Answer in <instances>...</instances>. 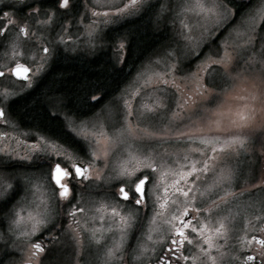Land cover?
<instances>
[{"label":"rangeland","instance_id":"374dc122","mask_svg":"<svg viewBox=\"0 0 264 264\" xmlns=\"http://www.w3.org/2000/svg\"><path fill=\"white\" fill-rule=\"evenodd\" d=\"M121 1L84 0L79 10L74 11V14H77L72 18L68 17V12H64L65 9L57 11L53 25L45 27L32 39L28 55L34 59L22 58L20 61L30 68L27 83L14 81L8 71L14 66L9 59L12 55L9 38L17 36L15 27L9 28L8 38L2 36L0 71H4L5 75L0 77V92L6 90L8 95L0 96V107L4 109V116L0 119V160L5 164L21 163L28 166L30 156L27 155L25 144L20 143V138L27 141L26 143H32L30 149L35 157L33 161L40 165L38 170L49 163L50 155L52 160L67 163L69 167L82 158L89 167L91 180L98 182L119 184L121 178L118 174L124 168L131 170V167H137L143 174L152 172L155 179L150 188L154 190V196L158 199L163 214L175 213L176 205L179 206L178 212L185 207L193 208L197 204L209 206L210 227L207 235L211 236L214 242L210 254L219 260L220 256L216 250L219 249L225 254V261L230 257L233 240L240 234V230L244 233L251 228L249 217L244 216L245 212L263 208L260 203L263 198L259 192L250 196L240 193L254 191L256 189H253L252 185L260 184L259 164L254 163L260 156L259 144L251 143V137H248L246 151H232L225 147V141L231 138L230 134L235 135L239 130L224 126L214 127L211 131L197 130L187 119L186 112H181L183 122L170 118L173 110L180 111L176 105L183 103L186 97L192 96L193 99L199 100L202 97L197 93L202 92L206 96L209 91H213L210 85L218 67L213 63L219 58L218 51L220 55L237 59L242 65L253 56L259 59L257 53L260 44L254 37L260 36L259 28L264 24V7L260 6V0L249 3L241 17H237L238 21H235L231 8L212 7L213 3L223 4L221 0H162L160 11L154 19L161 21L171 31L175 38L171 46L141 65L119 93L90 118L72 120L63 116L72 135L83 143L84 157L47 137L22 131L9 123L10 118L6 111L8 102L27 91L44 74L50 54L58 51L71 52L73 49L95 54L103 44L107 25L114 26L140 13L137 7L133 6L117 14L116 8H123ZM27 2L32 3V0ZM198 3L203 4V7H197ZM94 12L96 15H93ZM106 20L109 22L105 23ZM20 23L22 24L23 20ZM253 26L255 31H252ZM261 36H264V30ZM121 44L124 46L122 42H118L113 48L120 58L124 50V47H119ZM43 47L49 48L48 54H43ZM253 47L256 53L252 51ZM38 64L41 65L39 71L36 67ZM201 84L203 88H200ZM157 104L165 107L157 108ZM148 108H153L154 112H148ZM196 119V116L192 117V120ZM129 126L134 129L132 134L128 132ZM166 127L170 130L164 135ZM145 128L156 131L159 135L146 139L140 131ZM180 133L184 135H179ZM41 138L44 140L43 144L40 143ZM202 138L218 139L203 144L200 142ZM213 147L218 149L216 153H213ZM205 161L209 165L207 172L202 170ZM145 164H151L152 167H145ZM193 167L195 172L185 179L180 178L181 172L188 173ZM228 170L239 173L231 187L226 183L209 187L214 185V182L219 183L218 177ZM21 171L17 172V181L23 192L15 221L19 220L20 234L26 236L33 230L29 216L38 218L47 209L48 185L45 184L43 173ZM15 176L16 173L0 175V185H7ZM98 182L85 185V190H95ZM177 188L188 191L189 195H181ZM225 191L235 193V196L226 197L227 203H222L217 196H223ZM83 195L81 194V197H84ZM89 200L90 198L86 197L85 203L91 205ZM213 201L219 205L218 208L213 205ZM161 203L164 207L160 206ZM221 206L224 207L223 211H216ZM98 208L101 209L97 213L99 216L103 217L105 214L113 219L117 217L116 228L125 229L126 213L130 211L124 210V214H121L108 205ZM93 209L95 210V207ZM98 215L95 216L99 217ZM220 222L224 224L221 229L224 236L217 237L212 229L218 227ZM18 224L15 223V227ZM120 244L118 239L117 245ZM201 264H208L207 256Z\"/></svg>","mask_w":264,"mask_h":264},{"label":"snow or ice","instance_id":"6c2138e0","mask_svg":"<svg viewBox=\"0 0 264 264\" xmlns=\"http://www.w3.org/2000/svg\"><path fill=\"white\" fill-rule=\"evenodd\" d=\"M137 0H131V3L136 4ZM69 6V0H53V8L51 10H43V5L41 0H32V3H28L27 0H0V36L5 38L10 27H15L17 36L9 38V48L12 51L11 57L14 66L10 67L8 71L12 76L27 79L30 68L26 67L24 63H21L22 58L34 59L33 56L28 55V51L31 48L32 39L38 33L41 32L45 27H50L56 20V13L59 10L67 9ZM260 6L264 7V0H260ZM129 5L125 4L124 8H116V13L120 14L124 12L125 8ZM197 7H203V4H197ZM213 8H225L226 5L213 3ZM8 9H12L9 11ZM20 14H23L22 16ZM93 15H96L94 12ZM107 15V14H105ZM23 20L21 24L20 21ZM109 21H105L107 23ZM264 28V24H261ZM253 26L252 31H255ZM23 38V39H21ZM258 39L260 44V50L257 53L259 59L253 56L245 64H240L239 61L231 56L220 55L219 51L217 55L219 56L213 63L218 67L215 69L214 76L210 87L213 91H209L205 96L202 92L197 93V95L202 98L197 100L193 99L192 96L186 97L183 103H178L176 108L180 111L173 110L171 120H180L183 122L184 117L181 116V112H186L187 119L193 124L197 130L211 131L214 127L220 128L224 126L228 129L239 130L235 135H231V138L225 141V147L232 151H246L248 148L249 140L251 137V143L259 144L260 156L254 162L259 164L260 173V184L252 185L253 189H264V36L254 37ZM121 49L124 47L122 44L119 46ZM252 51L256 53V49L253 47ZM43 52L45 54L49 53V48L44 47ZM37 71L40 70L41 65H37ZM5 72L0 71V77L4 76ZM203 88V85H200ZM8 93L5 90L0 92V96H7ZM93 100L97 97L93 96ZM177 99H179L177 97ZM243 102L239 104L238 102ZM191 102V103H189ZM157 108L165 107V105L157 104ZM148 112H154L153 108H148ZM243 113V114H242ZM131 115V113H129ZM4 113L0 111V117H3ZM196 116V120H192V117ZM170 129L166 127L164 135ZM143 133V137L146 139H152L157 137L159 134L156 131H149L147 128L140 130ZM128 132L132 134L134 129L129 126ZM179 135H184L180 133ZM240 137H245L241 139ZM212 139H201V143L209 144L212 143ZM40 143L43 144L44 140L41 138ZM237 144L239 148L237 149ZM50 146V145H49ZM46 151V149H45ZM213 153L218 151L217 148H212ZM59 156L60 153H57ZM67 159V158H66ZM147 159V158H146ZM211 157H209V160ZM139 163V161H138ZM145 167H152L151 164H145ZM209 168L208 162L205 161L203 165V171L207 172ZM88 168L84 167L83 164L77 165L73 163L71 167L67 163H62L60 161H52L49 155L48 168L44 172V178L49 181V185L53 187V196L56 193L61 199V201H68L71 203L70 195L74 191L72 188L73 181H79L81 179H88L83 173L88 172ZM196 169L193 167L188 173L181 172L180 178L185 179L186 176L191 175ZM120 187L117 195H119L125 201H133L136 205H140L141 201L147 199V189L146 183L150 181V177L140 173L137 167H131V170L124 168L119 172ZM239 173L235 170H228L226 173L218 177L219 183L214 182L213 186L218 187L220 183H226L229 187L232 186L234 179L238 177ZM11 187V185H9ZM177 191L181 195L187 197L189 195L188 191L184 189L177 188ZM203 196L204 193H201ZM243 195V193H241ZM235 196V193L228 191L224 192L223 196H217V199L222 203H227L226 197ZM175 203V202H174ZM215 207H219L215 201L212 202ZM262 207H264V199L260 201ZM161 207L164 204L161 203ZM193 212L200 213L201 209L197 206H193ZM204 212L209 211L204 209ZM163 215V213H158ZM190 215L189 209L185 207L179 212V215H173L171 221L165 220V224H173L175 221H180V223H175L172 233H171V243L168 248L162 249L166 255L156 257L158 264H173V257L176 254V248L182 247L185 242L188 245H193L194 240L186 235V229H190L192 233H195L199 240H197L196 247L199 251L207 256L208 264H225L223 252L216 249L219 253L220 259L213 257L210 254V250L214 247L213 238L205 233V224L203 222L198 225L193 224L192 220L187 219ZM124 218H122L123 220ZM193 219H199V217H194ZM29 220L32 221V227L35 231H38L40 227L47 226V222L43 218H36L29 216ZM14 223L18 224L17 219ZM126 227L130 228L132 225L125 221ZM224 228L222 222L219 226L212 229L217 237L224 236L221 229ZM123 231V230H122ZM261 232L264 233V228H261ZM151 239V236H149ZM200 241H203L207 245V248L200 247ZM155 243V242H154ZM163 243V241H161ZM245 241L243 238L240 239L241 247ZM246 243L251 246L253 244L259 247L255 249V255H247L244 257V264H264V238H258L253 236L252 239L246 241ZM117 248L119 246H116ZM31 257L27 261V264H31V258L36 257L38 253L45 251L44 246L41 243H32ZM155 251V249H153ZM146 249L141 248L140 255H143ZM114 257L113 249L109 248L106 253V259L104 264H108V261ZM257 257L259 260L257 261ZM179 259L188 260V256H182L177 258L176 264H179ZM195 260V258H193ZM238 256H233L228 264H237ZM10 264H18L16 261L10 262ZM43 264V261H41Z\"/></svg>","mask_w":264,"mask_h":264},{"label":"flooded vegetation","instance_id":"af4514ba","mask_svg":"<svg viewBox=\"0 0 264 264\" xmlns=\"http://www.w3.org/2000/svg\"><path fill=\"white\" fill-rule=\"evenodd\" d=\"M48 1L50 0H41V3L43 8L51 10L53 8V2L50 4V7H46ZM83 1L84 0H69V6L64 11L68 12L69 18L77 14H74V11L79 10V6H81ZM161 2L162 0H137L136 4L133 5L131 0L121 1L123 8L125 4L129 5V7L124 10L133 8V6H136L137 10H139L140 13L132 18L138 17L144 12L152 11L154 14L157 12L159 13ZM221 2L226 5V7L231 8L234 17H236L235 8L223 1ZM113 27L112 25H107L104 34ZM58 53L60 52L58 51L55 54H50L49 64L46 70L52 66L53 60L54 58L56 59ZM43 54L45 53L43 52ZM0 111L3 112L4 109L0 107ZM68 118L74 120L73 117L68 116ZM0 119H2V117H0ZM63 120L67 127L66 119L63 118ZM9 123L16 125L22 131L31 134H39L36 131L21 128L11 118ZM67 130L70 132L68 127ZM19 141L21 144H25L27 155L30 156V159H28V166L21 163L5 164L0 160L1 176L9 173H16V176L12 178V180L10 179L7 185H0V264H10L12 261H16L18 264H27V261L31 257V252L33 251V249H31L32 243H41L45 251L31 258V264H41V261H43V264H104L106 253L109 248L113 249L114 257L108 261V264H158L156 257L166 255L162 249L168 248L171 243L170 237L174 224L180 223V221L177 220L173 224H165L164 221H171L174 214L179 215V206H175V213L173 214H158L162 212L159 207L158 199L154 196V190L150 188L151 182L155 179L152 176V172L144 174L151 179L146 183L147 199L141 201L140 205L134 203L135 197H133V201L130 202L123 200L115 193V191L118 193L119 187L121 186L120 183L113 184V182H98L96 180H91L92 178L89 170L83 173L88 179H81L78 182L73 181L72 188L74 191L70 195L71 203L68 201H61L58 192L54 197L53 187L50 186L49 181L45 179V184L48 185V194L46 197L47 209L45 213H42L38 218L45 219L47 226L40 227L38 231H35V234H33V229L30 231L29 235L22 236L19 230L20 223L16 227L14 223L16 211L20 204V197L23 192L17 181V172L25 170L24 172L26 173L41 172L44 174L48 168V164L41 170H38L40 169V165L33 161L35 157L32 156V151L30 149L32 143H26L27 141L21 140L20 138ZM53 141L62 147H66L57 139ZM82 157H84V154ZM78 160L79 161L74 163L83 164L84 167L89 169L82 158ZM25 168L28 169L26 170ZM97 182L98 187H94L95 190H85V185ZM9 185H11V187H9ZM256 192H259L264 199V189H256L250 192L243 191L240 193H243V196H250ZM81 194H84V197H81ZM86 197L90 198L89 201L91 205L85 203ZM106 205L113 207L121 214H124V210L130 211L126 213V222L132 226L130 228L125 227L123 231L121 229L118 230L116 228V224L118 223L117 217L113 219L105 214H103V217L99 216L97 213L101 209L98 207H104ZM195 206L199 207L201 212L196 213L192 211V208H188L190 215L187 219L192 220L195 225L203 222L205 224V233L208 234V229L210 227L209 213L203 210L208 209L209 206H204L202 204H197ZM94 207L95 210L93 209ZM223 209L224 207L221 206L220 209L216 211L220 210L221 212ZM244 216L245 218L246 216L249 217L251 228L244 233H242L241 229L239 232L240 234H237V238L233 240L230 257L224 261L225 264H228L233 256H238L237 264H244V257L247 255H255V249L259 247L255 244L249 246L246 241L252 239L253 236L264 238V233L261 232V228H264V207L260 209L254 208L250 213L245 212ZM194 217H199V219H193ZM185 231L186 235H189L190 238L194 240V244L190 246L185 242L182 247H177L176 254L173 257V264H176L177 258L182 256H188L189 259H179V264H201L205 255L196 247L195 242L199 240V237H197L195 233H192L190 229H186ZM149 236H151V239H149ZM241 238L245 241L242 247L240 244ZM118 239L121 242L120 245H117ZM161 241H163V243H161ZM23 242H25V244H23ZM116 246L119 247L117 248ZM200 247L207 248V245L204 244L203 241H200ZM141 248L146 249L143 255H140ZM153 249H155V251H153ZM193 258H195V260ZM258 260L259 257H257V261ZM249 264H251V262H249Z\"/></svg>","mask_w":264,"mask_h":264},{"label":"trees","instance_id":"16d2710c","mask_svg":"<svg viewBox=\"0 0 264 264\" xmlns=\"http://www.w3.org/2000/svg\"><path fill=\"white\" fill-rule=\"evenodd\" d=\"M221 1L235 8V19L241 17L252 2ZM52 2L53 0L48 1L46 7H50ZM154 18L152 11L144 12L105 32L103 38L114 53L112 61L106 53L108 50L101 54L96 52L89 60L68 58L62 52L58 53L52 66L30 89L8 102V117L21 128L36 131L52 140L57 139L69 150L83 155V143L67 130L62 116L81 120L99 112L119 93L141 65L171 46L169 29L161 22L154 23ZM263 30L264 28H259L260 36ZM118 38L124 41H119ZM1 40L2 36L0 42ZM118 42L124 44L121 58L113 50ZM2 50L0 44V54ZM93 96L98 98L90 101Z\"/></svg>","mask_w":264,"mask_h":264},{"label":"bare ground","instance_id":"6f19581e","mask_svg":"<svg viewBox=\"0 0 264 264\" xmlns=\"http://www.w3.org/2000/svg\"><path fill=\"white\" fill-rule=\"evenodd\" d=\"M252 2L253 1H255V0H251ZM251 2V3H252ZM156 14H154V16H155ZM236 21H238V19L236 18ZM159 22H161V21H157V20H155L154 19V23H159ZM162 23V22H161ZM120 23H116L115 25H114V28L115 27H117L118 25H119ZM170 38H171V43L173 42V37H172V33H171V31H170ZM175 39V38H174ZM117 40H119V41H124L122 38H118ZM110 46L108 45V43L106 42V40H105V38H103V44L100 46V48L98 49V51H97V53L98 54H101V53H105L107 50H108V52H106L107 54H108V57H109V59L112 61L113 60V57H114V53L113 52H111L110 51ZM60 53H61V51H59ZM62 54H63V56H65V57H68V58H74V59H83V60H89V59H91L92 57H93V55L94 54H87V53H85V52H83V51H80V50H76V49H73L71 52H65V51H62ZM161 53H159L158 55H160ZM157 55V56H158ZM92 56V57H91ZM55 61V58H54V60H53V62ZM43 75V74H42ZM41 75V76H42ZM40 76V77H41ZM39 79V78H38ZM37 79V80H38ZM37 80H36V82H37ZM20 83V82H19ZM35 84V83H34ZM24 93V92H23ZM22 94V93H21ZM20 95V94H19ZM19 95H17L16 96V98H18V97H20ZM97 98H98V96H96ZM90 101H95V100H93V99H91ZM104 107V106H103ZM102 107V108H103ZM53 111V110H52ZM94 115V114H93ZM92 115V116H93ZM91 117V116H90ZM90 117H88V118H90Z\"/></svg>","mask_w":264,"mask_h":264},{"label":"water","instance_id":"95a60500","mask_svg":"<svg viewBox=\"0 0 264 264\" xmlns=\"http://www.w3.org/2000/svg\"><path fill=\"white\" fill-rule=\"evenodd\" d=\"M28 75H29V73H28ZM12 76V75H11ZM14 79H16V80H18V81H21V82H26L27 80H28V78L27 79H21V78H17V77H14V76H12ZM77 165H80V164H78V163H76Z\"/></svg>","mask_w":264,"mask_h":264}]
</instances>
